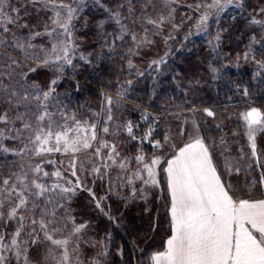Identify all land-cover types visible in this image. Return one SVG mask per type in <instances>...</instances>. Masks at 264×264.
<instances>
[{
  "label": "snow or ice",
  "instance_id": "6c2138e0",
  "mask_svg": "<svg viewBox=\"0 0 264 264\" xmlns=\"http://www.w3.org/2000/svg\"><path fill=\"white\" fill-rule=\"evenodd\" d=\"M261 5L245 17L244 0H0V264H116L117 257L127 264L126 246H116L111 231L97 239L91 221L78 219L82 194L117 229L123 212L114 213L112 201L142 202L146 213L150 200L164 205L170 234L163 250L146 252L133 240V264H264V108L252 95L264 94ZM230 10L245 20L248 40L234 60L221 50L228 29L219 27L226 15L237 21ZM90 11L102 15L93 23ZM90 23L95 48L85 49L78 33ZM194 37L207 40L212 83L189 80L177 112L153 110L176 45ZM158 42L163 55L141 67ZM241 63L259 87L226 82L220 90L225 70ZM82 69L116 72L96 109L72 108L60 92L71 80L79 91ZM145 77L153 83L147 104L133 99ZM206 86L217 88L214 99L201 95ZM168 116L179 121L177 131H161ZM233 120L230 139L225 126ZM241 172L253 176L246 195L231 179ZM158 219L159 209L153 232Z\"/></svg>",
  "mask_w": 264,
  "mask_h": 264
},
{
  "label": "trees",
  "instance_id": "16d2710c",
  "mask_svg": "<svg viewBox=\"0 0 264 264\" xmlns=\"http://www.w3.org/2000/svg\"><path fill=\"white\" fill-rule=\"evenodd\" d=\"M247 5V11L244 13V16L247 17L249 13H252L254 9H258L261 5V0H247L245 2ZM101 13L94 14L92 16V22L98 19V16H101ZM100 18V17H99ZM35 22V21H33ZM216 25H213L212 31ZM88 40L86 42L85 49L95 48L94 43V28L90 27ZM228 31L223 33V42H222V51L230 52L231 55L228 57L229 60H234L236 52H243L244 46L248 43L246 38V27L245 20L237 17V21L233 22L227 28ZM187 31V26H185L184 31L177 33L178 36L183 37ZM239 38V39H238ZM179 48V51H175L173 56L169 60V65L167 66V71L164 76L159 78V81L156 85V91L160 94V99L156 100L153 110L160 111L161 105L167 108L170 112H177L178 106L183 103L184 100V91L187 88L185 83L192 79H199L204 82L206 85L211 84V78L207 71V62L210 57V53L207 47V40L203 37L198 38L194 37L192 40L187 42L185 47H181L180 44L176 45ZM164 47L161 43L158 42L157 48H154L151 53L145 58L141 67H146L148 59L152 56L163 55ZM258 59L260 57H257ZM34 66V65H33ZM108 62H105V69H107ZM101 69L99 73H92L90 69H82L79 76V91H77V80L65 81L60 87L61 94L65 97L64 102L70 104L72 108H76L77 105H83L84 111L88 107L93 109L98 108L100 102V93L107 84L109 79H115V71H107ZM44 72L45 70H40ZM118 71V69L116 70ZM251 66H245L241 69L228 68L225 70V80L219 82V89L223 90L225 84L231 83L233 86L235 84L248 85L250 89L254 87H259V85H253L251 79ZM179 73L177 76L176 74ZM50 75V74H49ZM175 77V80L173 79ZM37 83L43 85L47 76L40 75L34 76ZM7 82V81H6ZM179 84V87H178ZM153 83L150 77H145L136 85L137 95L133 96V99H143L145 104L148 103L149 94L152 92ZM114 94V93H113ZM201 95L208 98L214 99L217 95V88L215 86L205 87ZM231 95V93H229ZM253 99L256 101L255 106L264 108V94L253 91ZM189 99H193V93L190 92ZM225 97L221 96V99ZM235 101L239 102L242 100V97L236 96ZM127 107L132 109L135 107L134 104H128ZM244 105L241 104L240 108H243ZM240 109H235L239 111ZM218 111H223V108H219ZM233 111V109H229ZM161 114H165L161 112ZM131 116L135 119L136 113H131ZM236 121H228L225 126V131L228 132L230 139H235L231 137V131L233 130ZM171 126L173 132L178 130L179 121L173 116H168L166 120L163 121L161 125V131L164 128ZM239 131V129H237ZM262 146H264V137H261L259 140ZM241 144H246V141H241ZM239 145H233V149ZM258 178V174H254ZM233 184L236 186L237 195H246L245 186L248 181L253 179V176H245L244 172H241L239 175H233L231 177ZM97 192L102 194V190L98 187ZM254 195L259 196V193L256 192ZM149 206H151V213H146L144 211L146 205L142 202H137L131 204L129 207L124 208L123 203H117L112 201V210L117 215H120L117 212V209L123 212V215L120 216V221L122 227L117 229L110 221H108L104 216L99 215L88 205L86 199V194H82L78 202V212L79 218L90 220L89 235L94 236L99 239L104 235L105 232L111 231L116 239V246H119L120 243H123L126 246L125 250V260L127 264H133L132 262V253L131 242L133 240L139 243L140 248L144 249L146 252L152 250H163L162 246L164 241L167 239V235L170 234L167 228V222L165 219L164 205H157L154 200L149 201ZM159 209V219L158 227L155 232L152 230L153 222L157 220V210ZM46 249H42V253ZM86 255H92L93 250L87 249ZM139 255V253H137ZM113 256H115V247L113 248ZM116 259V264H120L119 258Z\"/></svg>",
  "mask_w": 264,
  "mask_h": 264
},
{
  "label": "rangeland",
  "instance_id": "374dc122",
  "mask_svg": "<svg viewBox=\"0 0 264 264\" xmlns=\"http://www.w3.org/2000/svg\"><path fill=\"white\" fill-rule=\"evenodd\" d=\"M246 1H247V0H244V3H245ZM188 2H192V0H188ZM182 3H183V0H182ZM179 11H187V9H186V8H181V9L178 10V13H177V20H176L177 23L180 22ZM230 11L232 12L233 15H237V17L239 16L238 10H230ZM88 14H89L90 17H92L94 14H97V13H94V12H91V11H90ZM99 17H101V16H98L97 18L99 19ZM92 20H93V19H92ZM193 22H194V21H190L189 24H191V23H193ZM233 22H235V21H233L229 15H226V16L221 20V23H220L219 27H220V28L227 29V28L229 27V25L232 24ZM186 26H187V25H186ZM90 27H93V26H92V23H90V26H89V29H88L87 32H79V33H78V36H81V37L84 38L83 48H85V46H86V42H87V40H88L89 31H91ZM187 27H188V26H187ZM93 30H94V29H93ZM215 30H216V26H215V28H214V31H215ZM198 38H201V37H198ZM245 66H247V65H243V63H241V67H240V69H241L242 67L244 68ZM185 85L188 86V85H187V82L185 83Z\"/></svg>",
  "mask_w": 264,
  "mask_h": 264
}]
</instances>
